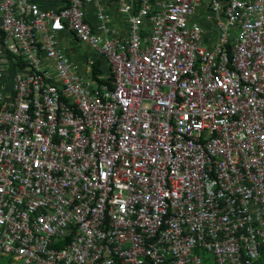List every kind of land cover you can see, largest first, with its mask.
<instances>
[{
	"label": "built area",
	"instance_id": "2783aa9c",
	"mask_svg": "<svg viewBox=\"0 0 264 264\" xmlns=\"http://www.w3.org/2000/svg\"><path fill=\"white\" fill-rule=\"evenodd\" d=\"M91 1L0 0V264H254L264 0H115L127 36Z\"/></svg>",
	"mask_w": 264,
	"mask_h": 264
},
{
	"label": "crops",
	"instance_id": "0c3cea01",
	"mask_svg": "<svg viewBox=\"0 0 264 264\" xmlns=\"http://www.w3.org/2000/svg\"><path fill=\"white\" fill-rule=\"evenodd\" d=\"M37 3L41 9H60L66 4V0H33ZM102 10L108 16V25L115 31L116 35L127 36L128 35V24L126 22V16L118 12L115 0H93L86 2L84 6V12L86 21L91 25L94 30H97L99 25L98 14ZM60 41H64L66 45H60L66 52V56L69 60L74 63L78 71L81 74H86L91 67L93 62L95 66L99 64V69L105 75L109 72V66L106 60L98 56L88 46L80 43L72 34L63 32L59 35ZM75 41L80 45V48H75ZM83 46V47H81ZM87 67H86V66ZM101 73V74H102Z\"/></svg>",
	"mask_w": 264,
	"mask_h": 264
},
{
	"label": "trees",
	"instance_id": "16d2710c",
	"mask_svg": "<svg viewBox=\"0 0 264 264\" xmlns=\"http://www.w3.org/2000/svg\"><path fill=\"white\" fill-rule=\"evenodd\" d=\"M98 66H99V64L97 63V66L95 67L94 75H99V74L102 73ZM207 257L208 256L206 255L205 258H204V263L203 264H206L209 261V258H207ZM254 264H264V247L262 249L261 258L257 262H255Z\"/></svg>",
	"mask_w": 264,
	"mask_h": 264
},
{
	"label": "rangeland",
	"instance_id": "374dc122",
	"mask_svg": "<svg viewBox=\"0 0 264 264\" xmlns=\"http://www.w3.org/2000/svg\"><path fill=\"white\" fill-rule=\"evenodd\" d=\"M58 41H59L60 45H66L64 41L61 42L60 39H58ZM81 47H83V46H81ZM75 48H80V45L76 41H75ZM65 54H66V52H65ZM88 69L91 70L92 68L89 66ZM102 75L106 76L104 73H102ZM207 258H209V261L206 264H215L213 258L210 255Z\"/></svg>",
	"mask_w": 264,
	"mask_h": 264
}]
</instances>
